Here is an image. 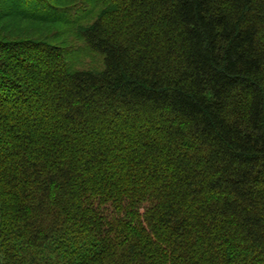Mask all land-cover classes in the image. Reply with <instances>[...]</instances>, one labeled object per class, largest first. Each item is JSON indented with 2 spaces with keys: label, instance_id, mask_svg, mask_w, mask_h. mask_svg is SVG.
Returning a JSON list of instances; mask_svg holds the SVG:
<instances>
[{
  "label": "trees",
  "instance_id": "1",
  "mask_svg": "<svg viewBox=\"0 0 264 264\" xmlns=\"http://www.w3.org/2000/svg\"><path fill=\"white\" fill-rule=\"evenodd\" d=\"M98 2L0 0V264H264V0Z\"/></svg>",
  "mask_w": 264,
  "mask_h": 264
},
{
  "label": "rangeland",
  "instance_id": "2",
  "mask_svg": "<svg viewBox=\"0 0 264 264\" xmlns=\"http://www.w3.org/2000/svg\"><path fill=\"white\" fill-rule=\"evenodd\" d=\"M52 1L61 6L71 7L66 11H59L61 14H58V23L54 27H45L47 31L51 32L53 42L64 47L65 57L70 69H102L104 64L102 54L91 49L80 35L81 28L94 21L96 12H92L100 5V1L98 3H96L98 0Z\"/></svg>",
  "mask_w": 264,
  "mask_h": 264
}]
</instances>
